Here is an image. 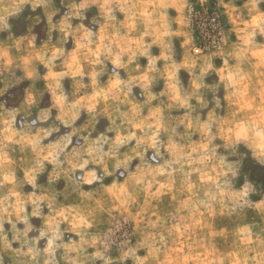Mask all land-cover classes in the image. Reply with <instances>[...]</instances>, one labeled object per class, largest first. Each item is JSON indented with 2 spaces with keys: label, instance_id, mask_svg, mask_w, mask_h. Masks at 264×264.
<instances>
[{
  "label": "rangeland",
  "instance_id": "obj_1",
  "mask_svg": "<svg viewBox=\"0 0 264 264\" xmlns=\"http://www.w3.org/2000/svg\"><path fill=\"white\" fill-rule=\"evenodd\" d=\"M0 237L264 264V0H0Z\"/></svg>",
  "mask_w": 264,
  "mask_h": 264
},
{
  "label": "flooded vegetation",
  "instance_id": "obj_2",
  "mask_svg": "<svg viewBox=\"0 0 264 264\" xmlns=\"http://www.w3.org/2000/svg\"><path fill=\"white\" fill-rule=\"evenodd\" d=\"M38 31L40 32L41 30L38 29ZM10 99H17V96L15 93H12L4 98H2V102L5 104L9 103ZM15 108H17V106H15ZM26 120H31V119H24V118H20V122L21 124H23ZM39 224V223H38ZM8 231H11V228H9V226L7 227ZM21 229H24L23 227H21ZM44 247L47 245V243L44 241ZM11 249L14 250V255L16 257L19 258V260H21L22 258H25V254L27 253V249L24 248V245H22L21 241L19 240H12L11 242ZM20 251V252H19ZM12 256L10 254V252H8V248L4 247V241L3 239L0 237V258H1V264H14Z\"/></svg>",
  "mask_w": 264,
  "mask_h": 264
}]
</instances>
